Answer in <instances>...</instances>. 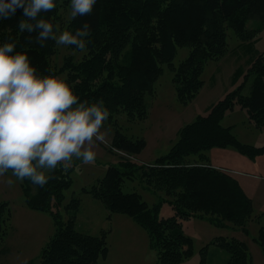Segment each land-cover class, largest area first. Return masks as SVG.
I'll list each match as a JSON object with an SVG mask.
<instances>
[{"label": "trees", "instance_id": "trees-1", "mask_svg": "<svg viewBox=\"0 0 264 264\" xmlns=\"http://www.w3.org/2000/svg\"><path fill=\"white\" fill-rule=\"evenodd\" d=\"M56 3L55 9L40 13L53 23L55 32L59 9L70 7L69 0ZM20 19H25L22 9L0 20V43L15 42V50L27 52L40 72L66 73L80 100H103L109 110L108 122L118 115L128 122H143L147 114L145 95L152 94L161 66L172 72L178 101L190 103L202 87L204 64L218 60L227 51L226 30L231 29L241 41H249L264 28V0H97L91 13L73 19L70 16L65 27L74 32L88 22L85 57L75 63L68 58L57 71L51 65L55 41L48 39L41 47L35 39L37 32L19 30ZM250 21L257 25L255 29H247ZM181 47H187L189 54L174 66L177 48ZM69 48L80 51L74 45ZM235 105L246 112L255 128L264 130V52L251 61L241 85L211 105L206 114L179 129L174 145L153 163L131 162L128 157L140 154L146 142L127 138L115 129L110 147L121 153L118 165H110L89 190H82L109 213L124 214L143 228L159 264H183L191 255V240L181 230L183 220L205 217L215 226L229 222L247 232L251 199L231 173L212 167L207 155L214 148H232L248 159L264 155V146L242 144L231 127L221 125ZM72 169L70 164H58L47 173L51 178L42 187L23 180L26 206L48 213L54 222V234L41 250L40 264H96L107 253L106 232L92 236L76 230L80 199L72 198L64 205L65 220L58 211L64 191L71 185ZM135 177L150 190L164 192L173 211L171 217L159 218L157 204L151 207L138 193L122 191L125 180ZM9 215L8 204L0 202V242ZM254 242L264 254V224ZM208 245L228 254L225 264H251L246 244L238 239L216 237ZM199 264H205L204 259Z\"/></svg>", "mask_w": 264, "mask_h": 264}, {"label": "rangeland", "instance_id": "rangeland-1", "mask_svg": "<svg viewBox=\"0 0 264 264\" xmlns=\"http://www.w3.org/2000/svg\"><path fill=\"white\" fill-rule=\"evenodd\" d=\"M57 35L70 19V7H61L58 12ZM254 21L247 24V29L256 28ZM227 51L218 60L204 64L200 80L203 82L196 97L184 105L178 101L172 85V72L162 65V73L154 82L152 94L145 95L147 105L146 119L143 122H128L125 116L118 115L102 125L104 141H97L93 146L97 153L93 164H83L73 158L70 187L64 191L62 207L58 211L66 219L64 205L72 198L80 199L75 227L79 232L99 236L106 232L107 253L96 264H159L156 251L151 247L147 232L131 218L120 213H109L103 205L89 194L82 192L90 189L96 180L101 179L110 165L117 166L121 153L110 147L113 131L117 129L127 138H143L146 142L140 154L128 157L136 165L153 163L165 155L177 140V132L191 123L199 115H204L210 106L221 100L227 93L235 90L244 81L249 64L264 52V28L249 41L239 40L231 29L226 30ZM51 65L57 71L65 60L79 62L85 52L75 51L69 46L54 44ZM189 54L187 47L177 48L173 59L177 66ZM66 77V73L58 74ZM248 85V83H247ZM247 88L244 90V94ZM223 127H231V132L242 143L254 147L264 146V130L257 129L248 120L246 112L238 105L228 111L221 121ZM210 151V150H209ZM208 151V152H209ZM232 151V152H229ZM214 157H226L218 165L231 170L243 191L252 201V215L246 223L247 232L225 222L223 227L215 226L205 217H192L181 221L183 234L191 240V255L183 264H225L228 254L214 245L207 244L216 237L235 238L247 246L251 264H264V254L254 242L258 229L264 224V155L248 159L232 148L211 149ZM235 155V159L231 158ZM209 163L212 160L209 156ZM242 162H238V159ZM217 164V162H216ZM235 172V173H234ZM245 172L243 175L236 174ZM11 171L0 177V202L8 204L9 220L6 221V234L0 242V264H40V253L54 234V222L48 213L30 210L24 201L23 181H16L12 186L6 183ZM15 180V177H11ZM124 193H138L149 206L158 205V217L169 218L173 211L168 204V197L163 191L150 190L138 177L125 180ZM261 216V217H260Z\"/></svg>", "mask_w": 264, "mask_h": 264}, {"label": "clouds", "instance_id": "clouds-1", "mask_svg": "<svg viewBox=\"0 0 264 264\" xmlns=\"http://www.w3.org/2000/svg\"><path fill=\"white\" fill-rule=\"evenodd\" d=\"M69 3L73 19L91 13L97 0ZM56 7V0H0V20L22 9L25 19L18 21V28L37 32L41 47L51 39L87 52L88 22L57 35L53 23L40 14ZM15 49V42L0 43V177L11 171L15 180L9 177V186L27 179L42 187L58 164L67 167L74 157L83 164L95 162L93 146L105 139L101 128L109 110L103 100H80L65 77L38 71L27 52Z\"/></svg>", "mask_w": 264, "mask_h": 264}, {"label": "crops", "instance_id": "crops-1", "mask_svg": "<svg viewBox=\"0 0 264 264\" xmlns=\"http://www.w3.org/2000/svg\"><path fill=\"white\" fill-rule=\"evenodd\" d=\"M224 150H229V148L228 149H224ZM229 152H232V151H229ZM209 153V156L211 157V161H210V165L212 166V167H214V168H217V169H223V170H226V171H228L229 173H231V170H229V169H227V168H225V167H222V166H220V165H218V161H220V160H222V159H225L226 157L224 156V157H214L213 158V155H212V153H211V150L208 152ZM208 153H207V155H208ZM230 155H233V153H229ZM231 158H234L235 159V155H233V157H231ZM242 159H238V162H242V163H244L243 161H241ZM216 162H217V164H216ZM245 164V163H244ZM235 173V172H234ZM245 172H239V173H237L236 172V174H240V175H243ZM231 175H232V173H231ZM235 178V177H234ZM237 180V179H236ZM238 181V180H237ZM240 184V183H239Z\"/></svg>", "mask_w": 264, "mask_h": 264}]
</instances>
